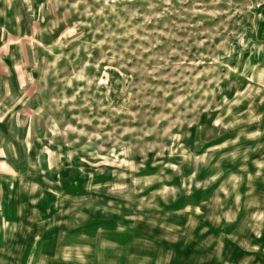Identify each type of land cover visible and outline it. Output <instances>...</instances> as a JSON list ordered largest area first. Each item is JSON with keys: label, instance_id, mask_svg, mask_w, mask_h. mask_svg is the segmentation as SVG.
Masks as SVG:
<instances>
[{"label": "rangeland", "instance_id": "rangeland-1", "mask_svg": "<svg viewBox=\"0 0 264 264\" xmlns=\"http://www.w3.org/2000/svg\"><path fill=\"white\" fill-rule=\"evenodd\" d=\"M0 5V264H264V0Z\"/></svg>", "mask_w": 264, "mask_h": 264}, {"label": "crops", "instance_id": "crops-1", "mask_svg": "<svg viewBox=\"0 0 264 264\" xmlns=\"http://www.w3.org/2000/svg\"><path fill=\"white\" fill-rule=\"evenodd\" d=\"M0 24L5 26L7 24L4 8L0 5ZM0 151H3L5 156L7 152L13 150V130H11L13 119L11 111L13 110L14 102H20L24 98L30 96L29 90L24 83H29V79L24 83L15 74L16 69H22L24 72L28 71L24 63V53L22 46L17 50L6 48L7 40L0 38ZM3 47V49H2ZM5 48V50H4ZM4 51V53H2ZM5 56V57H4ZM1 161L3 159H0ZM0 164H3L0 162ZM5 164V163H4Z\"/></svg>", "mask_w": 264, "mask_h": 264}]
</instances>
